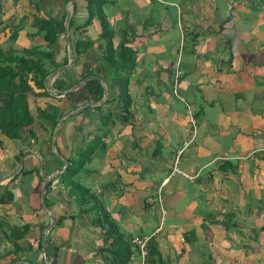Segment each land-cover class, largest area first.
Wrapping results in <instances>:
<instances>
[{
    "label": "crops",
    "instance_id": "0c3cea01",
    "mask_svg": "<svg viewBox=\"0 0 264 264\" xmlns=\"http://www.w3.org/2000/svg\"><path fill=\"white\" fill-rule=\"evenodd\" d=\"M34 3L0 0V37L8 47L47 45L35 34ZM65 3L40 0L37 17L65 19ZM103 10L114 43L135 51L128 118L102 128L94 106L65 118L54 137L58 156L40 122L41 132L23 134L25 140L0 136V196L11 195L0 203V264L12 257L10 230L24 225L13 263L46 264L42 238L50 219L40 199L43 178L64 167L59 155L77 159L78 149L101 135L105 146L99 143L78 172L64 180V170L48 182L45 202L56 219L45 238L51 264H104L101 228L89 208L97 204L123 233L155 242L159 256L147 264H264V0H107ZM14 12L20 19L9 28L7 14ZM71 16V46L76 39L98 40V19L82 28L84 0H75ZM13 28L24 36L12 39ZM53 47L62 61L64 32ZM100 49L96 42L80 55L76 77L102 67ZM185 103L198 123L186 146L192 125ZM77 183L89 190L85 206ZM126 264H140L138 252Z\"/></svg>",
    "mask_w": 264,
    "mask_h": 264
},
{
    "label": "trees",
    "instance_id": "16d2710c",
    "mask_svg": "<svg viewBox=\"0 0 264 264\" xmlns=\"http://www.w3.org/2000/svg\"><path fill=\"white\" fill-rule=\"evenodd\" d=\"M64 1L67 2L68 0ZM84 1L86 2L87 18L82 28L90 24L94 19H98L101 32L97 41L76 39L73 42L72 51L75 64L79 61L80 55L85 52V49L97 42L98 47L102 50L103 65L98 69L88 68L85 73L78 75V77L75 76V78H72L71 72L66 69L50 82V86L53 91L62 93L88 75H102L103 80L109 87V92L106 100L101 105L94 106V108L99 109L102 113L100 122L103 128L106 124H112L116 118L123 120L128 118L129 107L132 103L128 84L136 66L135 51L125 45L124 42L117 45L114 43V32L103 10L107 0ZM71 24L72 16L70 17L68 28H70ZM33 25L36 27L35 34H41L46 41V49H42L40 45L21 49L15 47L0 48V136L8 139L20 138L26 133L35 136L30 125L33 124L35 119L39 120L38 117L42 119L40 122L42 125L39 126H44L42 123L44 122L54 128L59 119L69 111L86 102L99 101L103 96L104 88L96 79L88 80L80 88L66 94L64 97H56L47 92L44 85L45 77L54 69L67 63V52L64 59L60 62L55 60L53 48L57 36L64 32V18L35 17ZM14 31L17 32V30ZM16 32L14 35L12 34L14 36L11 37L12 39L16 38ZM101 42H103V45ZM112 88L115 91L114 93L110 92ZM38 98H44V100L42 99L45 101L44 106L36 103ZM46 98L47 101L45 100ZM48 99L56 102L54 103V101L52 102ZM61 101L66 102V105L62 108L59 106ZM31 103L35 105L34 108L31 107ZM105 105L111 106L109 110H103ZM121 112L126 114L121 115ZM95 140L96 142H90L87 148L78 149V164L75 163V159H68V166L62 173L64 177L71 178L73 174L78 172L99 143H101V147L105 146V142H102V135L96 137ZM74 187L80 191L79 201L85 206L90 201L86 198L89 196V190L78 183ZM9 200H11L10 193L4 191L0 196V203H5ZM89 208L96 211V217L92 223L94 226L101 228L103 246L100 250L102 255H104V264H126L132 255L138 252L136 245L132 242L133 236L123 233L117 221L103 206L97 204L95 208L91 206ZM89 208L83 207L82 211ZM60 220L59 218L57 223ZM25 229L27 227L24 225L23 230L20 232L17 231L18 229L10 230L12 235L7 238H9L8 240L13 245V248L7 254L12 255V257L8 262L1 264H11L18 260L17 256L20 246L16 240L24 235ZM39 245L41 246V240ZM157 255L159 256L157 246L152 239H149L146 247L147 263L149 260L151 262L154 256Z\"/></svg>",
    "mask_w": 264,
    "mask_h": 264
},
{
    "label": "water",
    "instance_id": "95a60500",
    "mask_svg": "<svg viewBox=\"0 0 264 264\" xmlns=\"http://www.w3.org/2000/svg\"><path fill=\"white\" fill-rule=\"evenodd\" d=\"M74 3H75V0H68L65 3L66 14H65V19H64V34H65L66 40H67V63L64 64V65L59 66L56 69H54L53 71H51L45 77V79H44L45 88H46L47 92L50 95H53V96H56V97H64L66 94H68L70 92H73V91L77 90L78 88H80L88 80H90V79H96V80H98L102 84L104 90H103V96H102V98L99 101H96V102H86V103L78 106L77 108L69 111L68 113H66L64 116H62L59 119V122L56 124L57 127H58L59 123L61 121H63L65 118H68L69 116H71V115H73V114H75V113H77V112H79V111H81L83 109H86L88 107L96 106V105H101L106 100L107 94H108V86H107L106 82L101 77L96 76V75H88V76H86L85 78H83L79 82L73 84L69 89L63 91L62 93H57V92L53 91L52 88H51V86H50V82L53 79H55V77L57 75H59L64 70L69 69L75 63L74 54H73V51H72L70 37H69V28H68L69 21H70V16H71V10H72V7H73ZM57 127H56V129H57ZM56 129L54 130L53 139L51 141V144H52V147H53V151L56 150L55 141H54V137H55L54 135L56 133ZM55 153H56V151H55ZM59 157L63 160L64 167L55 170L53 173H51L47 177H44L43 178V184H42L41 193H40L41 203H42L43 207L48 211V213H49V219H50L49 224L44 229L43 238H42V250H43V253H44V258H45L46 264H51L50 263V260H49V258L47 256V254H46V251H45V238H46V233H47V231L49 229H51L54 226L56 219L54 217V213H53L52 209L50 207H48V205L45 202V191H46V188L48 186V182L51 181V180H53V179H55L56 177H58V175L61 172H63L64 170H66V168L68 166V161L66 160V158H64L62 155H59ZM24 262H27V261L21 260V261H18L16 263H13V264H22ZM27 264H30V263L27 262Z\"/></svg>",
    "mask_w": 264,
    "mask_h": 264
},
{
    "label": "rangeland",
    "instance_id": "374dc122",
    "mask_svg": "<svg viewBox=\"0 0 264 264\" xmlns=\"http://www.w3.org/2000/svg\"><path fill=\"white\" fill-rule=\"evenodd\" d=\"M31 2H35L34 3V5L37 7V8H39V5H36L37 4V2H38V4H39V2H40V0H31ZM37 8H34V7H32L31 9H32V12H33V15H36L35 17H37V15H39L40 13H39V10L37 9ZM11 9H9V11H10ZM63 13H64V11H60L59 12V15H60V17H61V15H63ZM7 16H10V19L8 20V22H7V24H8V26H9V28H12L13 26H14V24H16L17 23V21H15V20H19L20 19V17L18 16V14H16L15 12L12 14V13H8L7 14ZM34 17V18H35ZM46 17H49L48 15H46ZM1 20V19H0ZM26 22V25L27 26H30V23H28V20L27 21H25V20H23L22 21V23H25ZM18 29V28H17ZM13 30H14V28H13ZM12 30V31H13ZM11 31V33L14 35V33L16 32V31H14V32H12ZM20 35V37L22 38L23 36H24V32L22 33V32H16V34H15V36H16V38L18 37ZM4 39H5V37H3ZM3 38H1L0 37V48L1 49H6L8 46H7V44H5V43H3L2 42V40H4ZM82 39V38H81ZM82 40H87V39H82ZM36 41L35 40H33V41H31V42H24V44L27 46V45H29V44H34ZM15 45V44H14ZM94 45V44H93ZM40 47H42V49L43 48H45L46 49V46H40ZM72 47V46H71ZM92 47V46H91ZM54 48V47H53ZM18 49H21V48H18ZM90 49V47H88V48H86L85 49V51H88ZM66 52H67V50H66ZM61 62V61H60ZM78 63V62H77ZM68 71H70L71 72V77L73 78H75V73H74V65L72 66V67H70L69 69H68ZM76 71V70H75ZM58 76V75H57ZM96 76H99V74H97ZM176 84H177V82H176ZM43 100H44V98H42ZM42 99H40V98H38L37 100H36V103H40V104H43V102H44V104H45V101H42ZM46 101H47V98L45 99ZM48 100H50V101H54V100H52V99H48ZM56 101H54V103H55ZM60 103H61V105H62V103H66V102H64V101H61V102H59V105H60ZM34 104H35V102H34ZM34 104H32L31 103V107H33L34 108ZM42 106V105H41ZM103 110H105V109H103ZM37 118V117H36ZM39 118V120L38 119H35V121H33V124H31L30 125V127L32 128V131L34 132V134H36L37 135V132H41V129H38V127L36 126V123L35 122H41V117H38ZM43 123V125H44V122H42ZM45 126V125H44ZM44 126H41L42 128H44ZM56 125L54 126V128H52V126L50 125V124H46V126H45V128H46V130L48 131V133H47V135H48V137H49V139H53V134H54V130L56 129ZM57 130V129H56ZM60 131V130H59ZM55 135H57V133H55ZM54 135V136H55ZM22 136H20V138H21ZM22 139H24V138H21V140ZM25 140V139H24ZM52 141V140H51ZM51 147H52V144H51ZM50 151H52L54 154H56L55 153V151H53V147L51 148V150ZM58 156V155H57ZM75 163L76 164H78V161H77V159H75ZM64 180H68V178H67V176H65L64 177ZM86 196V195H85ZM83 213L82 214H85V211L83 210L82 211Z\"/></svg>",
    "mask_w": 264,
    "mask_h": 264
},
{
    "label": "built area",
    "instance_id": "2783aa9c",
    "mask_svg": "<svg viewBox=\"0 0 264 264\" xmlns=\"http://www.w3.org/2000/svg\"><path fill=\"white\" fill-rule=\"evenodd\" d=\"M180 76V71L178 69H176L175 71V79H174V87L176 86V82L178 80ZM179 99L184 100V98H182L181 96H179ZM186 107L188 108L189 111V120L190 123L192 125V135L191 138L188 141H185L183 144L184 146L188 145V143H190L191 141H193L198 133V123H197V119L195 118L192 109L189 108V105L187 103ZM177 167L176 165L174 166V170H176ZM155 201L157 202L158 206H159V210L161 212V215H163L164 213V208L162 206V195H161V190L158 188L157 192L155 193ZM161 221H162V216H161ZM150 237L147 235H135L132 237V242L136 245L137 250H138V254L140 256V264H147V260H146V247H147V243L149 241Z\"/></svg>",
    "mask_w": 264,
    "mask_h": 264
}]
</instances>
